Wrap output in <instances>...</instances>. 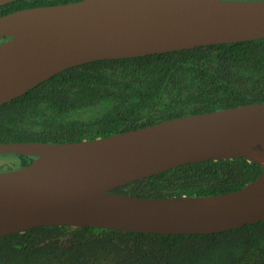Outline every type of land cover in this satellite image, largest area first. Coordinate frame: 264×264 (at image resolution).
<instances>
[{
    "label": "water",
    "instance_id": "obj_1",
    "mask_svg": "<svg viewBox=\"0 0 264 264\" xmlns=\"http://www.w3.org/2000/svg\"><path fill=\"white\" fill-rule=\"evenodd\" d=\"M14 0H0V6ZM0 106L84 63L264 38V0H81L0 16ZM34 157L0 171V237L42 226L211 234L264 219V102L78 142L0 143ZM246 158L261 174L211 196L145 198L120 186L182 165Z\"/></svg>",
    "mask_w": 264,
    "mask_h": 264
},
{
    "label": "trees",
    "instance_id": "obj_2",
    "mask_svg": "<svg viewBox=\"0 0 264 264\" xmlns=\"http://www.w3.org/2000/svg\"><path fill=\"white\" fill-rule=\"evenodd\" d=\"M77 1L14 0L0 6V16ZM256 102H264V38L96 60L68 68L1 105L0 143L103 138ZM18 156L20 167L33 159ZM262 170L246 158L206 160L114 192L145 198L211 196L242 188ZM62 238L75 244L73 251L52 245ZM0 264H264V219L211 234L36 227L0 237Z\"/></svg>",
    "mask_w": 264,
    "mask_h": 264
},
{
    "label": "rangeland",
    "instance_id": "obj_3",
    "mask_svg": "<svg viewBox=\"0 0 264 264\" xmlns=\"http://www.w3.org/2000/svg\"><path fill=\"white\" fill-rule=\"evenodd\" d=\"M20 165H21V159L18 155L16 154L0 155V166L1 168H3L0 169V171L17 169L20 168ZM52 245L67 252L73 251L75 248V244L68 238L55 240L54 242H52Z\"/></svg>",
    "mask_w": 264,
    "mask_h": 264
},
{
    "label": "flooded vegetation",
    "instance_id": "obj_4",
    "mask_svg": "<svg viewBox=\"0 0 264 264\" xmlns=\"http://www.w3.org/2000/svg\"><path fill=\"white\" fill-rule=\"evenodd\" d=\"M34 158V157H33ZM33 160V159H32ZM31 162V161H30Z\"/></svg>",
    "mask_w": 264,
    "mask_h": 264
}]
</instances>
